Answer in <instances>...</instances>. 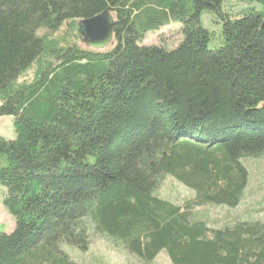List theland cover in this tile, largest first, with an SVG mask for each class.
Masks as SVG:
<instances>
[{
	"label": "trees",
	"instance_id": "obj_1",
	"mask_svg": "<svg viewBox=\"0 0 264 264\" xmlns=\"http://www.w3.org/2000/svg\"><path fill=\"white\" fill-rule=\"evenodd\" d=\"M223 1L0 0V117L15 131L0 136L14 220L0 264H76L62 246L86 251L89 225L142 264H264V219L194 215H229L248 185L241 158L264 156V11ZM203 10L221 22L215 48ZM104 11L109 49L53 38L70 21L82 38L79 22ZM174 21L175 47L141 44ZM166 176L193 197H159Z\"/></svg>",
	"mask_w": 264,
	"mask_h": 264
},
{
	"label": "rangeland",
	"instance_id": "obj_2",
	"mask_svg": "<svg viewBox=\"0 0 264 264\" xmlns=\"http://www.w3.org/2000/svg\"><path fill=\"white\" fill-rule=\"evenodd\" d=\"M228 3L236 4L237 9L243 7L264 11L263 1L246 0L239 2L238 0H231ZM226 4V0H224L221 7L232 10L228 8ZM200 21L201 25L210 32L208 47L215 48L220 45L221 22L219 18L214 13L208 10H203L200 14ZM181 25V22L174 21L162 27L159 31L147 33L141 44H162L166 49H171L182 39ZM53 38L61 45L75 43L81 49L95 51L82 42V38L78 33L77 22L70 21L65 23L60 27ZM111 45L112 44H109L102 48L103 51L109 49ZM0 136L5 139H13L15 137L12 117H0ZM240 161L248 172V185L240 205L231 211L229 215H225V207L212 205L195 208L194 215L197 214L200 218H207L208 222H210L209 224L212 226H221L229 220L231 216L242 213L247 217L256 216L264 219V156H245L242 157ZM5 191L6 189L0 186V233H8L14 227V220L2 203ZM156 193L159 197L178 205H183L185 200L193 197V192L191 190L187 189L169 176H166L162 180ZM89 226L90 242L86 251L81 252L71 246H62V249L68 254L69 258L76 264H142L119 243H114L112 240L96 234L91 225ZM153 264H170V262L163 254H160Z\"/></svg>",
	"mask_w": 264,
	"mask_h": 264
},
{
	"label": "water",
	"instance_id": "obj_3",
	"mask_svg": "<svg viewBox=\"0 0 264 264\" xmlns=\"http://www.w3.org/2000/svg\"><path fill=\"white\" fill-rule=\"evenodd\" d=\"M78 26L82 35V42L88 47L102 49L112 43L113 20L107 11L81 20ZM261 28H264V21Z\"/></svg>",
	"mask_w": 264,
	"mask_h": 264
}]
</instances>
